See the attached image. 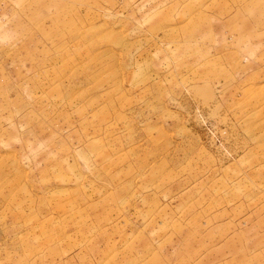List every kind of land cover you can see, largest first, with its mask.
I'll list each match as a JSON object with an SVG mask.
<instances>
[{
	"label": "rangeland",
	"instance_id": "374dc122",
	"mask_svg": "<svg viewBox=\"0 0 264 264\" xmlns=\"http://www.w3.org/2000/svg\"><path fill=\"white\" fill-rule=\"evenodd\" d=\"M0 264H264V0H0Z\"/></svg>",
	"mask_w": 264,
	"mask_h": 264
}]
</instances>
